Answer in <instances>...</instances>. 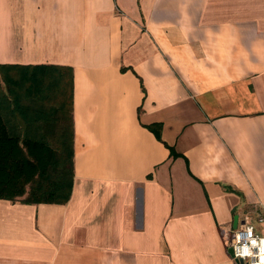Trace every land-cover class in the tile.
Listing matches in <instances>:
<instances>
[{
    "label": "crops",
    "instance_id": "obj_1",
    "mask_svg": "<svg viewBox=\"0 0 264 264\" xmlns=\"http://www.w3.org/2000/svg\"><path fill=\"white\" fill-rule=\"evenodd\" d=\"M0 72L8 131H59L48 91L72 128L66 201L0 197V264H237L233 220L264 231V0H0Z\"/></svg>",
    "mask_w": 264,
    "mask_h": 264
},
{
    "label": "trees",
    "instance_id": "obj_2",
    "mask_svg": "<svg viewBox=\"0 0 264 264\" xmlns=\"http://www.w3.org/2000/svg\"><path fill=\"white\" fill-rule=\"evenodd\" d=\"M44 74L29 75L37 91L38 79ZM49 77V76H48ZM55 76L51 77L52 82ZM50 80V82H51ZM49 88V87H48ZM47 88V90H48ZM50 103V119L62 122L59 131L46 130L42 133L20 136L6 129L0 105V197L21 202H64L72 183V144L70 114L65 110L63 100L56 93L47 92ZM26 107L24 106V109ZM40 112L38 108L33 109ZM47 117V116H46ZM66 118V122H63ZM48 136L55 138L52 145ZM169 153L177 152L168 146Z\"/></svg>",
    "mask_w": 264,
    "mask_h": 264
},
{
    "label": "built area",
    "instance_id": "obj_3",
    "mask_svg": "<svg viewBox=\"0 0 264 264\" xmlns=\"http://www.w3.org/2000/svg\"><path fill=\"white\" fill-rule=\"evenodd\" d=\"M255 220L261 221L262 216L256 214ZM230 232L232 257L240 258L243 264H264V233L255 229L247 212L237 220Z\"/></svg>",
    "mask_w": 264,
    "mask_h": 264
},
{
    "label": "rangeland",
    "instance_id": "obj_4",
    "mask_svg": "<svg viewBox=\"0 0 264 264\" xmlns=\"http://www.w3.org/2000/svg\"><path fill=\"white\" fill-rule=\"evenodd\" d=\"M11 79H14V81L12 82H9V81H6L4 78H3V74L0 72V84H1V87H0V91L3 90V91H17L18 93H20L21 91V87L23 86V84H21L20 82L22 81L21 79H18L17 78V75H12L11 76ZM25 82V80H23ZM25 84V83H24ZM63 89V93L65 91V87H62ZM63 104L66 105L65 103V100L63 99ZM63 122H66V118H63ZM63 124V123H62ZM244 213L246 212H242L240 214V217L241 216H244ZM247 214L250 215V217L252 218V216H255L256 215V212L253 213V215L251 216V213L250 212H247ZM255 222V221H254ZM258 224L261 226L262 223L261 222H258ZM258 229V228H257ZM259 231V230H258ZM261 233H264V231H259ZM230 237H231V234H230Z\"/></svg>",
    "mask_w": 264,
    "mask_h": 264
},
{
    "label": "water",
    "instance_id": "obj_5",
    "mask_svg": "<svg viewBox=\"0 0 264 264\" xmlns=\"http://www.w3.org/2000/svg\"><path fill=\"white\" fill-rule=\"evenodd\" d=\"M235 224H236V219L233 220V222H232V226L234 227ZM227 252H228L229 255L232 257V251H231V246H230V245L227 246ZM232 258H233V260H234L237 264H243V262H242V260H241L240 258H236V257H232Z\"/></svg>",
    "mask_w": 264,
    "mask_h": 264
}]
</instances>
